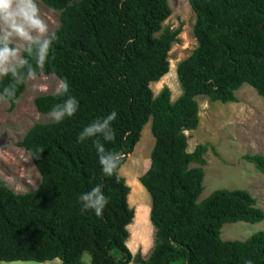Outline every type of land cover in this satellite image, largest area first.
<instances>
[{
    "label": "trees",
    "instance_id": "16d2710c",
    "mask_svg": "<svg viewBox=\"0 0 264 264\" xmlns=\"http://www.w3.org/2000/svg\"><path fill=\"white\" fill-rule=\"evenodd\" d=\"M39 1L60 12L61 23L36 76L66 78L79 105L71 118L34 124L19 143L41 175L35 190L18 194L0 180V263L84 264L89 253L90 264H264V232L246 241L221 239L224 224L258 223L264 211L246 190L219 189L198 201L209 146L190 152L185 134L199 125V96L232 103L249 85L264 99V0H189L197 47L177 66L182 93L175 101L168 87L157 96L150 87L168 73V53L181 32L164 25L169 0ZM26 80L0 78V93L14 89L5 99L10 111ZM66 98L39 95L34 104L49 114ZM111 111L113 140L77 142L85 125ZM149 122L155 144L140 182L152 199L155 243L143 257L127 246L135 213L119 170ZM94 139L121 154L114 176L102 173ZM244 159L264 175V155ZM98 184L108 201L100 216L82 211L77 199Z\"/></svg>",
    "mask_w": 264,
    "mask_h": 264
},
{
    "label": "rangeland",
    "instance_id": "374dc122",
    "mask_svg": "<svg viewBox=\"0 0 264 264\" xmlns=\"http://www.w3.org/2000/svg\"><path fill=\"white\" fill-rule=\"evenodd\" d=\"M40 15L46 21L50 32L60 26V12L52 10L36 0ZM171 16L164 25L172 29L181 27L178 41L169 51L170 68L159 81L150 87L157 96L164 87L171 91L175 101L182 93L177 77L178 64L186 59L197 47L194 35L196 14L189 0H169ZM174 68V69H173ZM55 75L41 74L26 80V88L17 106L9 110V103L0 98V180L15 193L24 194L35 190L41 175L31 155L19 143L27 131L36 123H50L49 114L40 113L34 99L39 95L54 94L59 83ZM232 103L213 102L206 96L197 97L199 104V125L197 129L185 132L189 151L198 144H207L204 155L207 165L204 169L203 191L198 199L202 201L219 189L246 190L257 200V206L264 211V175L254 164L244 159L245 155H264V99L249 85H244ZM155 138L151 122L142 130L139 142L127 154L119 173L130 187L128 203L134 209V219L128 226L127 246L132 255L141 253L146 257L155 243V227L150 214L152 199L140 182L141 176L150 167L151 151ZM211 148H214L215 152ZM199 165L192 164V167ZM264 232V220L258 223H226L221 229L223 241H246L254 234ZM84 264H90L89 253L83 255ZM0 264H61L60 260L37 262H1ZM135 264V263H130Z\"/></svg>",
    "mask_w": 264,
    "mask_h": 264
},
{
    "label": "clouds",
    "instance_id": "9594fccd",
    "mask_svg": "<svg viewBox=\"0 0 264 264\" xmlns=\"http://www.w3.org/2000/svg\"><path fill=\"white\" fill-rule=\"evenodd\" d=\"M57 39L55 32H50L48 24L40 15L36 0H0V78L10 76L17 84L36 76V70H43L49 60V51ZM69 93L66 78H61L54 95L67 97L61 103L54 104L49 112L51 120L56 123L71 118L78 111V100ZM14 89L4 88L0 98H11ZM115 111L92 120L77 134V142L89 138L102 137L104 141L114 139L111 122L116 119ZM101 171L106 176L117 172L120 153L106 151L98 139L93 141ZM117 180L119 177H116ZM82 211L92 210L100 216L108 203L102 186L95 185L77 197ZM246 264H251L247 261Z\"/></svg>",
    "mask_w": 264,
    "mask_h": 264
},
{
    "label": "bare ground",
    "instance_id": "6f19581e",
    "mask_svg": "<svg viewBox=\"0 0 264 264\" xmlns=\"http://www.w3.org/2000/svg\"><path fill=\"white\" fill-rule=\"evenodd\" d=\"M174 69V68H173Z\"/></svg>",
    "mask_w": 264,
    "mask_h": 264
}]
</instances>
